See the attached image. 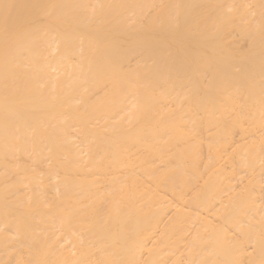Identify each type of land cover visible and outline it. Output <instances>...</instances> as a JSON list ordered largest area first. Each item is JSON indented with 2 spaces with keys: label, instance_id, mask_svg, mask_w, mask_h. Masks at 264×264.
Masks as SVG:
<instances>
[{
  "label": "bare ground",
  "instance_id": "bare-ground-1",
  "mask_svg": "<svg viewBox=\"0 0 264 264\" xmlns=\"http://www.w3.org/2000/svg\"><path fill=\"white\" fill-rule=\"evenodd\" d=\"M0 264H264V0H0Z\"/></svg>",
  "mask_w": 264,
  "mask_h": 264
}]
</instances>
